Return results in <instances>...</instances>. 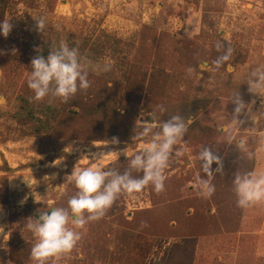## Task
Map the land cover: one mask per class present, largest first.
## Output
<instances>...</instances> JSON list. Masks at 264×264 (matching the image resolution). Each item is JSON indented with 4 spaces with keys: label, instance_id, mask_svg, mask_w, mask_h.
Wrapping results in <instances>:
<instances>
[{
    "label": "rangeland",
    "instance_id": "374dc122",
    "mask_svg": "<svg viewBox=\"0 0 264 264\" xmlns=\"http://www.w3.org/2000/svg\"><path fill=\"white\" fill-rule=\"evenodd\" d=\"M3 19L11 30L0 36V264H35L27 219L67 205L73 167L123 172L121 150L130 158L148 139L136 138L139 122L174 114L187 131L163 190L121 193L46 264H264V203L240 208L232 188L236 171H264V90L247 84L264 68V0H0ZM61 42L78 49L89 87L63 102L34 100L30 61ZM225 48L231 55L217 68ZM205 146L221 162L209 198L195 187Z\"/></svg>",
    "mask_w": 264,
    "mask_h": 264
},
{
    "label": "clouds",
    "instance_id": "9594fccd",
    "mask_svg": "<svg viewBox=\"0 0 264 264\" xmlns=\"http://www.w3.org/2000/svg\"><path fill=\"white\" fill-rule=\"evenodd\" d=\"M35 19L37 29L41 31L45 27L46 18L38 16ZM10 30L9 20H0V36H7ZM220 47L218 43L217 48ZM231 51V48H225L213 64L218 68L229 59ZM30 65L27 87L31 90L34 100L55 97L63 102L73 97L78 90H86L89 87L83 58L76 47H69L65 42L51 49L46 57L35 56ZM199 67L206 70L208 65L201 64ZM110 69V62L103 64L101 68L105 72ZM188 72L190 74L192 69L189 68ZM247 84L250 92L259 93L264 90V68L251 70ZM234 104V113H240L246 107L238 96L235 97ZM157 108L160 112L164 111L161 105H157ZM138 127L136 138L148 139L141 144L140 151L132 154L130 158L124 149L121 150L128 160V166L123 172L97 164L73 167L68 177L76 191L67 200V205L40 211L36 216L27 219L25 227L33 237L29 254L35 264H46L49 258L70 252L80 240L84 226L102 217L121 193L140 192L148 185L156 192L163 190L164 172L174 154V146L187 131L186 120L181 115L174 114L158 124L152 120H142ZM156 127L159 131H154ZM116 142L113 137L112 143ZM236 146L241 152H245V139L236 142ZM95 156L96 154L92 153L87 155V158L93 159ZM198 159L204 176L196 177L195 187L199 196L209 198L215 191L211 177L214 172L221 170V162L206 146L199 151ZM213 163L216 164L215 169L211 167ZM133 172L139 175H133ZM232 188L236 205L240 208L264 203V171H236Z\"/></svg>",
    "mask_w": 264,
    "mask_h": 264
}]
</instances>
